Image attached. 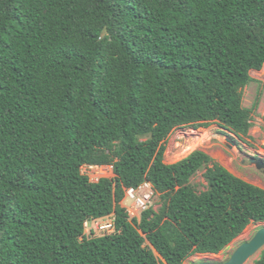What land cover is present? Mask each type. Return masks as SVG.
<instances>
[{"label": "trees", "instance_id": "obj_1", "mask_svg": "<svg viewBox=\"0 0 264 264\" xmlns=\"http://www.w3.org/2000/svg\"><path fill=\"white\" fill-rule=\"evenodd\" d=\"M263 68L264 0H0V264H184L264 223V189L207 153L165 162L183 126L249 138ZM146 181L161 206L130 219Z\"/></svg>", "mask_w": 264, "mask_h": 264}, {"label": "rangeland", "instance_id": "obj_2", "mask_svg": "<svg viewBox=\"0 0 264 264\" xmlns=\"http://www.w3.org/2000/svg\"><path fill=\"white\" fill-rule=\"evenodd\" d=\"M251 76L255 81L243 90V105L251 109L258 98L259 100L258 107L252 114L253 128L250 131V137L239 139L215 123L208 126H183L175 129L168 139L165 153V162L167 164L176 163L193 151L200 150L210 155L235 176L264 189V172L258 170L255 164H252V160L264 162V68L259 72L252 71ZM90 172L95 176L97 169H91ZM100 172L101 178H112L114 176L113 170L109 166L102 168ZM204 173L205 169H201L191 180L199 192L207 189L203 177ZM131 203V200L124 201V205L127 206ZM151 206L155 210L160 208L161 201L158 194L154 195ZM247 228L251 229L252 239L261 228H264V223L250 224ZM236 240L219 254H196L187 259L184 264H199L203 262L224 263L231 258L241 244L250 241L241 240L234 244ZM232 248H234L233 251H231ZM262 250L248 259L244 264H255L260 258Z\"/></svg>", "mask_w": 264, "mask_h": 264}, {"label": "built area", "instance_id": "obj_3", "mask_svg": "<svg viewBox=\"0 0 264 264\" xmlns=\"http://www.w3.org/2000/svg\"><path fill=\"white\" fill-rule=\"evenodd\" d=\"M105 167L101 166H83L82 173L87 175L92 182H97L102 175H100V170ZM91 169H97V174L95 176L92 175L90 172ZM155 191L153 186L150 182H144L138 188H127L125 190V200H131L132 203L127 206L124 205L123 207L126 209L130 219L140 218L141 214L148 209L152 205V200L154 198ZM107 219L106 221H104ZM114 215L106 217V218H99L94 219L92 221H87L85 223V229L88 234L92 231L97 235H109L114 233Z\"/></svg>", "mask_w": 264, "mask_h": 264}, {"label": "water", "instance_id": "obj_4", "mask_svg": "<svg viewBox=\"0 0 264 264\" xmlns=\"http://www.w3.org/2000/svg\"><path fill=\"white\" fill-rule=\"evenodd\" d=\"M252 164H255L258 170L264 172L263 161L252 160ZM262 249H264V228H261L250 241L241 244L228 261L224 263L203 262L199 264H244Z\"/></svg>", "mask_w": 264, "mask_h": 264}, {"label": "bare ground", "instance_id": "obj_5", "mask_svg": "<svg viewBox=\"0 0 264 264\" xmlns=\"http://www.w3.org/2000/svg\"><path fill=\"white\" fill-rule=\"evenodd\" d=\"M251 237H252V235H251V229L247 228V229L245 230V232L239 237V239H237V240L234 242V244H235V243H238V242L241 241V240H250ZM234 244H232V246H234ZM233 250H234V248H232L231 251H233Z\"/></svg>", "mask_w": 264, "mask_h": 264}, {"label": "clouds", "instance_id": "obj_6", "mask_svg": "<svg viewBox=\"0 0 264 264\" xmlns=\"http://www.w3.org/2000/svg\"><path fill=\"white\" fill-rule=\"evenodd\" d=\"M101 167H106V166H101ZM112 168V167H111ZM113 170V169H112ZM123 203H124V201H123Z\"/></svg>", "mask_w": 264, "mask_h": 264}]
</instances>
